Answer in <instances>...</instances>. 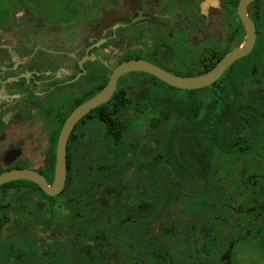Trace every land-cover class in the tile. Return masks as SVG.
<instances>
[{
	"label": "flooded vegetation",
	"instance_id": "flooded-vegetation-1",
	"mask_svg": "<svg viewBox=\"0 0 264 264\" xmlns=\"http://www.w3.org/2000/svg\"><path fill=\"white\" fill-rule=\"evenodd\" d=\"M242 1L1 0L0 177L31 171L49 186L69 117L119 66L205 75L245 43L243 16L255 41L212 86L168 85L190 95L221 82L227 101L214 117H181L177 107L167 117L163 102L141 95L163 81L122 75L110 100L72 128L59 194L24 179L0 184V264H264V0ZM20 8L29 16L11 22ZM118 91L130 101L108 122L121 133L94 115L114 108ZM91 174L110 176L82 199ZM166 187L183 197L167 199ZM80 204L92 206L99 229L80 228Z\"/></svg>",
	"mask_w": 264,
	"mask_h": 264
},
{
	"label": "water",
	"instance_id": "water-1",
	"mask_svg": "<svg viewBox=\"0 0 264 264\" xmlns=\"http://www.w3.org/2000/svg\"><path fill=\"white\" fill-rule=\"evenodd\" d=\"M253 0H243L242 6L246 7L248 3ZM245 25H246V41L235 52L231 53L227 57H225L222 61L218 63V65L208 72L205 75L198 77H181L170 74L161 68L154 66L148 62L141 60H133L119 66L113 73L109 84L105 87L103 91H101L94 98L85 102L77 109L68 119L59 143L58 148V156H57V168L55 174V181L53 186H49L45 179L31 171H16L12 173H7L0 177V184L5 183L10 180L20 179V180H29L37 183L42 187L44 192L49 195H57L59 194L66 180V144L74 125L81 120L86 114L100 106L101 104L107 102L112 97L116 85L118 83V79L128 73V72H145L151 74L169 86H172L181 90H198L202 88H206L212 86L216 81H218L224 72L232 65L236 60L246 56L249 54L253 48L255 41V29L253 27L252 22L248 17L243 16Z\"/></svg>",
	"mask_w": 264,
	"mask_h": 264
},
{
	"label": "trees",
	"instance_id": "trees-1",
	"mask_svg": "<svg viewBox=\"0 0 264 264\" xmlns=\"http://www.w3.org/2000/svg\"><path fill=\"white\" fill-rule=\"evenodd\" d=\"M1 5V0H0ZM157 83L151 84L148 87H143L141 92L144 96L143 99L147 98V101L153 105H156L158 102H163L165 104V113L167 117L169 116V112L173 111L176 107L179 111H181L180 115L181 117L185 118H201L205 116L203 114V109L207 111L208 116L214 117L213 113H216L219 111L222 101L225 100V92L221 89L222 84L221 82H218L215 87L208 88L204 91V93L198 92H188L190 96L193 98H189V100L180 99V101H177L175 99V95L178 92L184 93L180 90L174 89L172 87H169L163 82H160L159 80H156ZM192 94V95H191ZM224 96V97H223ZM229 98V94L227 95ZM139 97V100L143 101ZM130 99H128L127 92H121L118 91L114 97V108H111L110 106H106L102 109H99L95 111L94 115L99 118L101 121H104L106 124V127L108 130L115 131V133H121L122 131H117L119 128L118 124L109 123V120H112L111 118L116 115L118 116V112L121 109L122 105H124L126 102H129ZM227 101V99L225 100ZM224 101V102H225ZM141 103V102H140ZM148 103V104H149ZM147 104V105H148ZM207 107V108H206ZM142 113L141 109H138L136 111V115L139 116V114ZM203 115V116H202ZM221 126V125H218ZM207 127L204 124H201L200 130H198L197 133V146L198 151L205 148V142L206 139L204 137V128ZM220 128L218 127L217 131L214 130V135L212 136V139L215 140L216 137L220 136ZM217 135V136H216ZM110 174L106 175H97V174H91L90 181L86 185L80 186V198H92L96 195V191L94 187V184L99 181L100 177H103L102 183L105 184L109 180ZM184 181H187L188 179H183ZM101 183V184H102ZM175 188H165V197L167 199H171L175 196L174 193L180 194V197H183L184 190L180 189L177 190ZM97 190V189H96ZM167 207V206H166ZM94 214L95 210L92 208V206H87L80 204V228L83 229L84 225L89 231H94L99 229L100 222H97L94 220ZM151 223V222H150ZM92 238V237H91Z\"/></svg>",
	"mask_w": 264,
	"mask_h": 264
},
{
	"label": "rangeland",
	"instance_id": "rangeland-1",
	"mask_svg": "<svg viewBox=\"0 0 264 264\" xmlns=\"http://www.w3.org/2000/svg\"><path fill=\"white\" fill-rule=\"evenodd\" d=\"M12 1H13V0H11V3H12ZM16 6H17V4L14 3V6H13V7H16ZM16 10H17V9H16ZM13 11H14V9H13ZM13 11H12V14H13ZM19 11H20L21 18L18 19V18H16V16L13 14V16L10 18V21H11V22L22 21L23 18H24V16H26V17L29 16L28 12H25V9L20 8ZM17 13H18V12H17ZM11 37H12V36H11ZM6 38H9V37H6ZM12 38H13V37H12ZM173 95H175L174 97H175V99H177V101H180V99L189 100V98H191V96L188 95L187 93H181V92H178L177 94H173Z\"/></svg>",
	"mask_w": 264,
	"mask_h": 264
}]
</instances>
